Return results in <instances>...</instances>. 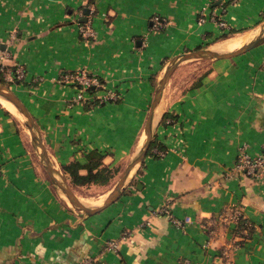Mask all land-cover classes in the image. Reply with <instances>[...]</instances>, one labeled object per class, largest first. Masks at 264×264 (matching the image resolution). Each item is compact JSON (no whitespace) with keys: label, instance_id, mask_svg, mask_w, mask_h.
Here are the masks:
<instances>
[{"label":"crops","instance_id":"obj_1","mask_svg":"<svg viewBox=\"0 0 264 264\" xmlns=\"http://www.w3.org/2000/svg\"><path fill=\"white\" fill-rule=\"evenodd\" d=\"M207 2L0 0L3 62L9 69L24 66L26 77L10 83L53 162H86L87 152L97 149L105 164L118 167L114 180L141 146L156 84L170 60L264 24V0L215 1L209 14L217 21L198 23ZM92 5L100 35L86 39L79 22ZM216 60L191 83L170 80L153 138L166 150L147 154L120 197L94 214L70 206L50 186L19 109L0 96V264H78L87 255L97 264H228L226 247L230 264H264V178L234 171L243 144L252 155L264 147V41ZM83 67L103 86L92 92L97 102L70 106L76 86L61 76ZM109 90L118 97L102 101ZM107 195L95 200L100 204ZM232 204L253 229L237 234L236 222L220 219ZM164 205L192 221L175 225L160 212ZM125 230L131 234L116 251L105 248Z\"/></svg>","mask_w":264,"mask_h":264},{"label":"water","instance_id":"obj_2","mask_svg":"<svg viewBox=\"0 0 264 264\" xmlns=\"http://www.w3.org/2000/svg\"><path fill=\"white\" fill-rule=\"evenodd\" d=\"M83 12L85 15L81 18V21L85 22L88 20L90 9L88 7H85ZM260 29L262 30L261 33H259L256 37H254L253 39H251L247 43H244L243 45H241L236 49L230 51H219L214 48L203 47V48L185 51L170 60L164 73L158 80L154 97L152 99L148 111L146 126H145L146 139L144 140V143L141 145L136 155L132 158V160L127 164L125 169L120 174L117 183L113 188V190L111 191V193L109 194V196L102 203L95 206H89L80 199V197L76 194L75 190L73 189L72 185L70 184L66 176L62 173V170L56 167V165L53 163L48 153L46 144L44 143L40 133L38 132V126L32 113L30 112L26 104L22 101V99L19 97V95L16 93V91H14L9 86L0 82V95L10 99L23 113L26 119L25 122L30 130V136L34 141L43 161L45 162L46 168L53 182L65 192L69 201L76 209L80 210L83 213L94 214L108 207L120 197L123 188L125 187L126 183L129 181V177L131 175L133 168L136 167L138 163H141L145 159L154 138L156 109L162 99L165 87L171 75L174 73L177 67L183 61L186 60L198 59V58H213V59L229 58L244 53L256 47L257 45H259L264 41V24ZM5 46L6 45L3 44V47Z\"/></svg>","mask_w":264,"mask_h":264},{"label":"built area","instance_id":"obj_3","mask_svg":"<svg viewBox=\"0 0 264 264\" xmlns=\"http://www.w3.org/2000/svg\"><path fill=\"white\" fill-rule=\"evenodd\" d=\"M215 1L221 0H208L205 5H202L200 9V16L198 17V23H203L207 21L208 18H212L217 21L214 15L211 16L209 14V7L211 3ZM94 12L95 8L92 5L90 8V14L88 15V20L85 22H79V31L81 35L86 39H97L100 35L98 27L94 26L91 21V19L93 18V14H95ZM155 20L158 21L159 24H161L158 17H156ZM218 23L222 26L226 25V21H224L223 19L219 20ZM2 45L3 44L0 41V58L2 60L0 62V70L3 71L5 79L10 82H15L18 79H24L26 77V71L22 64H18L13 70L9 69L3 62V60L8 57V51L3 49ZM61 80L65 83H74L76 86V92L71 96L69 100L70 106L76 103L92 100V92L89 88H100L103 86L100 77L95 73L89 72L85 67L80 68L76 71H68L63 73L61 76ZM99 97L102 98V101H105L107 99L117 98L118 94L114 90H109ZM172 120V118H167L166 123L169 124L172 122ZM155 149L156 151H158L157 148ZM161 153H163V151ZM234 171L243 172L253 177L264 178V147L261 153L252 155L248 151L247 144H243L240 147L238 159L234 166ZM160 212L168 215L172 222L179 227H184L186 222L192 221L190 216H175L170 207L166 205L160 208ZM242 216L243 215L241 207L239 205L232 204L224 208V210L220 214V219L225 223L237 222ZM251 227H253V222L250 219L245 218L244 232L247 233ZM130 234L131 231L129 230L123 231L119 238H114L106 241L105 248L116 251L119 248L121 241L126 239ZM224 255L228 257L227 263L230 264V251L227 247L224 250ZM78 264H97V260L95 256L87 255L82 258ZM180 264H190V262L187 259H184L180 262Z\"/></svg>","mask_w":264,"mask_h":264},{"label":"rangeland","instance_id":"obj_4","mask_svg":"<svg viewBox=\"0 0 264 264\" xmlns=\"http://www.w3.org/2000/svg\"><path fill=\"white\" fill-rule=\"evenodd\" d=\"M261 31H262L261 29H255V30H253L252 34L249 35V38L247 40H245V38H244L245 35H239L241 37V39H243L242 45L244 43H247L248 41H250L254 37H256L259 33H261ZM240 33H243V31H241L239 33H233V34H231L229 36H225V37H223L221 39H218V41H221V40L226 39V38L231 37V36H233L232 37V39H233L234 38V35H237V34H240ZM236 39H239V38H236ZM233 40H235V39H233ZM218 41H215L209 47L210 48H214L215 43L218 42ZM216 59L217 58H215V59H213V58H198V59H191V60L183 61L182 64H181V68L178 71H176V70L174 71V73L171 75L168 83L170 82L171 79H172L173 82H176V83H181V84L191 83L192 80H194L195 77L197 78L199 74H201L204 71L210 69L212 62L213 61H217ZM0 75L3 77L2 73H0ZM195 81H197V80H195ZM0 82L3 83V84H5V85H7V86H9L11 89H13V86L10 83V81H7V80L4 79L3 81L0 80ZM168 83H167L166 87H168V85H169ZM156 86H157V84H156ZM20 119H22V121H24V122L26 121V119H24V120H23V118H20ZM156 122L157 121H156V118H155V125H156ZM25 126H26L27 131L29 132V130H28L29 128H28L26 122H25ZM38 132H39V130H38ZM31 140H32V138H31ZM32 142H33V146H34V149H35L34 151H36L37 157H38L39 162H40V167H41V173H42V175L49 180L50 186L53 189H55L57 191V193H59V194L64 193L65 194V192L58 185H56L53 182V180L50 178V175H49L48 170L46 168L45 162L43 161V159H42V157H41V155H40V153H39V151H38V149H37V147H36V145H35V143H34L33 140H32ZM136 153L133 154L130 157V159L128 160V163L132 160V158L136 155ZM53 163L56 165V167H58L59 169L62 170V173L66 176V178L68 179V181L72 185L73 189L75 190L76 194L77 195H80V198L81 199H86V200H90V201H93L95 199H98V197L100 198V196L102 194L107 193V192H108V195H107V197H108L109 194L111 193V191L113 190V188L115 187V185L117 183V180H118L120 174L122 173V171L125 169V167L128 164V163H126L123 166V168H121V171L119 173H117L118 176L114 180H111L108 184H105V185L104 184L75 185V184L72 183L69 175L67 173H65V171L63 170V168L61 166L57 165L56 162H53ZM139 165H141V163H138L136 165V167L133 168L132 172H135L136 169H137V167ZM131 177L132 176H130L129 179H131ZM92 198H95V199L92 200ZM69 205L70 206H73L71 204V202H70Z\"/></svg>","mask_w":264,"mask_h":264},{"label":"trees","instance_id":"obj_5","mask_svg":"<svg viewBox=\"0 0 264 264\" xmlns=\"http://www.w3.org/2000/svg\"><path fill=\"white\" fill-rule=\"evenodd\" d=\"M17 65L13 67V70ZM65 72L68 71H64L63 73ZM0 73H2L3 75V77L0 75V80L3 81L5 79L3 71L0 70ZM17 81L20 80L18 79ZM200 81L201 78L199 77L197 83H200ZM89 89L91 92H94L97 88L90 87ZM92 101L97 102L98 98H94L92 99ZM87 102L88 101H86L85 103ZM164 117H168V114L165 113ZM155 148H157L158 151H156ZM165 150V146L159 143L158 140L155 138L153 139L147 154L160 156L162 154L160 153V151L162 152ZM86 158V162H81L77 159H74L62 165L64 171L69 175L72 183L75 185L108 184L118 171V167H111L104 163V154L98 151L97 149H92L88 151L86 154ZM82 169H84L85 171L82 172ZM244 220L245 218L242 216L236 222L237 234H242V232H244ZM251 229H253V227H251L250 230Z\"/></svg>","mask_w":264,"mask_h":264},{"label":"bare ground","instance_id":"obj_6","mask_svg":"<svg viewBox=\"0 0 264 264\" xmlns=\"http://www.w3.org/2000/svg\"><path fill=\"white\" fill-rule=\"evenodd\" d=\"M252 32H253V30L249 33V34H246L245 35V40H247L248 38H249V35H251L252 34ZM242 43H243V39H241V38H239V39H235V40H231V41H227L226 43H224L223 42V44L222 45H219V46H217V49L218 50H220V51H230V50H233V49H236V48H238V47H240L241 45H242ZM216 45H218V44H216ZM0 96H2V95H0ZM4 97V96H3ZM2 97V101L5 103V104H7V105H10V106H15L11 101H9V100H7L6 99V97L5 98H3ZM1 101V102H2ZM7 107V106H6ZM18 108V107H17ZM158 110H159V108H158ZM157 110V111H158ZM20 111V110H19ZM20 113H21V115H22V118H23V120L25 119V117H24V115H23V113L20 111ZM29 130V129H28ZM29 132H30V130H29ZM146 139V133H144V138H143V141H142V143H141V145L144 143V140ZM141 147V146H140ZM63 196L65 197V199L70 203V201H69V199H68V197L66 196V194H64L63 193ZM95 199V198H94ZM102 199V198H101ZM85 200L86 199H84V203L85 204H87V205H89V206H95V205H97L98 203H99V200H93V201H90V200H87L86 202H85ZM82 201H83V199H82Z\"/></svg>","mask_w":264,"mask_h":264}]
</instances>
